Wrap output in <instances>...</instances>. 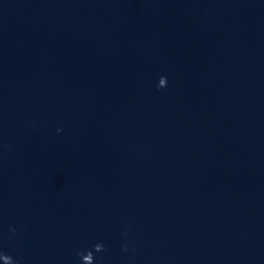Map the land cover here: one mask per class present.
Instances as JSON below:
<instances>
[{"label": "water", "instance_id": "1", "mask_svg": "<svg viewBox=\"0 0 264 264\" xmlns=\"http://www.w3.org/2000/svg\"><path fill=\"white\" fill-rule=\"evenodd\" d=\"M0 264H264V0H0Z\"/></svg>", "mask_w": 264, "mask_h": 264}]
</instances>
